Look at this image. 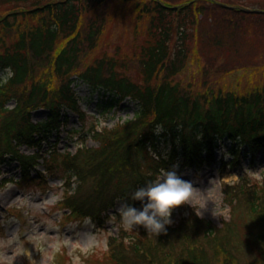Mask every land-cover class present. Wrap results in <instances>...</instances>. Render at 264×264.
<instances>
[{"label": "trees", "instance_id": "16d2710c", "mask_svg": "<svg viewBox=\"0 0 264 264\" xmlns=\"http://www.w3.org/2000/svg\"><path fill=\"white\" fill-rule=\"evenodd\" d=\"M110 1L0 0L7 6L0 13V69L10 65L15 72L7 83H0V174L1 164L14 159L21 166V179L31 177L38 152L26 155L18 146H37L39 151L45 136L65 121L60 118L64 107L83 115L74 90L77 80L110 93L101 103L103 109L126 97L136 101V109L132 118L112 127L92 128L97 147L78 146L75 153L50 150L44 157L48 174L57 175L60 164L65 185L71 186L72 177L76 180L74 193L63 199L70 216L101 219L100 212L119 197L141 204L133 199V192L155 180L165 164L195 169L211 165L224 139L232 141L227 153L234 163L240 162L239 153L264 158V86L206 99L194 97L175 79L188 61L189 42L197 37L192 29L200 21L198 13L204 15L205 5L221 12L227 8L211 0H161L164 5L158 0H132L139 14L149 15L140 49L123 56L137 62L141 77L137 82L126 60L94 53L106 40V17L112 13L102 8ZM222 1L264 9V0ZM227 11L237 14L238 21L251 18L264 24V12ZM238 21L232 31L215 32L212 39L217 46L227 39L241 41ZM11 100L15 105L9 108ZM38 108L49 110L47 120H31L32 110ZM161 140L169 142L168 154L159 153ZM242 145L247 149H240ZM221 164L226 161L221 159ZM88 179L95 182L86 187ZM223 195L231 214L221 226L191 215L168 225V231L155 240L139 230L132 241L112 240L113 263L264 264V176L252 184L246 178L225 183Z\"/></svg>", "mask_w": 264, "mask_h": 264}, {"label": "rangeland", "instance_id": "374dc122", "mask_svg": "<svg viewBox=\"0 0 264 264\" xmlns=\"http://www.w3.org/2000/svg\"><path fill=\"white\" fill-rule=\"evenodd\" d=\"M134 1L112 0L104 4L102 10L107 7V13L112 14L106 17L107 28L104 32L106 40L101 41L94 53L95 55L106 53L117 59L123 58L127 62L128 71L131 75H135V81L139 82L141 77L136 70L137 62L129 59L128 62L123 57L139 50V45L143 43L146 34L144 29L149 15L139 14ZM217 1L222 2V0ZM5 7L7 6L0 5V13L6 9ZM205 7L204 15L198 13L200 21H195L196 24L192 29V33L195 31L197 37L189 42L191 52L186 66L175 76V79L194 97L206 99H211L218 93L224 94L228 91L245 93L256 85L263 87L264 44L260 41H264V24L259 25L251 18L238 21L236 17L238 15L228 12L227 10H231L229 8L221 12L210 10L212 8L210 5ZM244 7L252 8L249 5ZM205 17L207 21L204 20ZM236 21L239 23L240 32L237 33H240L241 41L235 44L227 39L223 45L217 46L212 39L215 32L223 31L225 34L232 31ZM53 83L55 86L58 85L55 77ZM75 90L81 97L79 101L81 109L88 113L83 121L84 129L95 121L100 125L111 126L117 120L130 118L136 109V102L126 98L117 107L103 110L98 92H91V88L86 83L75 81ZM46 114L47 110L36 109L32 112V118L38 120ZM79 125L77 116L69 113L67 127L58 136L57 147L60 150L67 149L74 152L77 143L80 142L90 147L98 144L88 136L86 130L76 133L74 129H78ZM66 129H69L68 134ZM50 139L53 140V135ZM163 145L162 152H167L169 144ZM222 146H224L222 151L228 149L229 141L225 140ZM21 149L26 153L31 152V149L26 147ZM219 157L220 152H217L216 159ZM228 157L230 156H225ZM248 160L249 157L245 158L241 168L227 166L223 170L218 169V163L202 166L198 171L187 166H179L178 173L193 185V205L177 206L172 213V225L191 212L208 219L212 225H220L229 215L223 201V184L236 181L242 172L250 182H258L263 176L262 160L258 159L257 167H251ZM3 169L5 176L18 177L19 169L16 162L3 165ZM60 171L59 164L56 173ZM88 180L86 187L90 186L89 183L95 182L94 179ZM16 184L8 181L1 183L0 187V264H61L62 260L66 264H107V242L110 235H115L120 230L132 235L131 232L134 231L126 229L121 218L114 216H109L102 224L90 218L63 216L62 213L66 210L59 203L61 199V189L58 188L59 178H51L48 188L42 184L39 186L36 178H31L23 184ZM87 191L88 189L85 188L84 193L86 194ZM120 203H117L116 210H119ZM6 207H9V211L5 209ZM60 216L64 218V222L59 220ZM148 235L151 239L156 238L150 233Z\"/></svg>", "mask_w": 264, "mask_h": 264}, {"label": "clouds", "instance_id": "9594fccd", "mask_svg": "<svg viewBox=\"0 0 264 264\" xmlns=\"http://www.w3.org/2000/svg\"><path fill=\"white\" fill-rule=\"evenodd\" d=\"M14 74L10 65L0 69V83H7ZM178 167L177 164L170 169H162L155 180L133 192L132 197L140 201L141 208L127 201L120 203L121 221L126 229L134 230L142 225L156 237L168 231L167 226L173 223L172 213L177 206L193 205V185L178 173Z\"/></svg>", "mask_w": 264, "mask_h": 264}, {"label": "water", "instance_id": "95a60500", "mask_svg": "<svg viewBox=\"0 0 264 264\" xmlns=\"http://www.w3.org/2000/svg\"><path fill=\"white\" fill-rule=\"evenodd\" d=\"M160 3H162L160 0H158ZM217 4L222 5L224 7L227 8H233V9H239L242 10L244 12H262L263 10L261 9H253V8H248V7H239V6H235V5H230V4H226V3H221V2H217L215 1Z\"/></svg>", "mask_w": 264, "mask_h": 264}]
</instances>
